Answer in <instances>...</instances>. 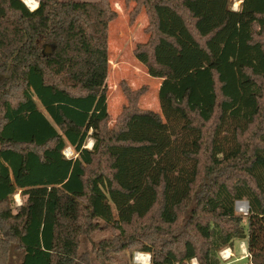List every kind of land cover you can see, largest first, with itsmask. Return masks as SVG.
Returning <instances> with one entry per match:
<instances>
[{"label": "trees", "instance_id": "trees-1", "mask_svg": "<svg viewBox=\"0 0 264 264\" xmlns=\"http://www.w3.org/2000/svg\"><path fill=\"white\" fill-rule=\"evenodd\" d=\"M125 1L162 112L122 81L110 127V0H0V264H264V0Z\"/></svg>", "mask_w": 264, "mask_h": 264}, {"label": "rangeland", "instance_id": "rangeland-1", "mask_svg": "<svg viewBox=\"0 0 264 264\" xmlns=\"http://www.w3.org/2000/svg\"><path fill=\"white\" fill-rule=\"evenodd\" d=\"M37 1L38 7L39 0ZM241 2L242 0H231V7L236 10L240 9ZM110 4L111 7L117 12V17L113 21H111L108 30L109 74L107 77L106 85L107 105L110 113L109 125L111 127L114 125L117 116L121 113L124 105L127 103V98L123 93L121 86L122 81H126L127 84L135 90L142 87L145 88V92L139 99V106L141 108L150 109L159 113L162 112V108L159 99V86L161 83V79L149 75V73L147 72V68L142 65L134 56V50L136 46L140 43L146 42L149 38V34L145 32V27L149 22L148 16L143 9L139 13L136 20L134 22H131V11L135 7V2H126L125 0H110ZM93 143L94 140L92 138H89L85 144V147L92 148ZM64 154H66V156L68 157H75L76 153L73 148L68 146L64 150ZM14 200L17 205L21 204L23 201L19 193H16L14 195ZM236 212L238 214L246 216L248 214V209L246 211L239 210L236 206ZM83 247L84 249L91 251L93 242L90 240H86ZM228 248L231 249L232 255L227 259H223L221 256V251ZM221 251L219 253V256L221 258L222 264H252L247 249L246 240H236L233 247H225ZM138 253H144L145 255L148 254L150 256L148 263L151 264V254L139 251L134 252L131 264H144V262L141 263L140 261H138V259H136ZM194 262L199 264L196 258L186 262L185 264H193Z\"/></svg>", "mask_w": 264, "mask_h": 264}, {"label": "bare ground", "instance_id": "bare-ground-1", "mask_svg": "<svg viewBox=\"0 0 264 264\" xmlns=\"http://www.w3.org/2000/svg\"><path fill=\"white\" fill-rule=\"evenodd\" d=\"M24 2L29 6V8H31V9H34V8H36L37 7V4H38V1L37 0H24ZM90 145H91V143H90ZM89 145V146H90ZM18 195V194H17ZM237 208L239 209V210H244V211H246L248 208H247V204L246 203H244V202H239L238 204H237ZM137 259H138V261H140L141 263H143L144 262V264H149L148 262H149V259H150V256L148 255V254H144V253H139V254H137ZM193 264H197L196 262H194Z\"/></svg>", "mask_w": 264, "mask_h": 264}, {"label": "water", "instance_id": "water-1", "mask_svg": "<svg viewBox=\"0 0 264 264\" xmlns=\"http://www.w3.org/2000/svg\"><path fill=\"white\" fill-rule=\"evenodd\" d=\"M25 3V2H24ZM53 50H54V48H53V46H51L50 44H46L45 45V48H44V53L45 54H50V53H52L53 52ZM240 202H244V203H246L247 204V208H248V210H249V203H248V201H240ZM239 203V201L237 202V204ZM237 206V205H236Z\"/></svg>", "mask_w": 264, "mask_h": 264}, {"label": "built area", "instance_id": "built-area-1", "mask_svg": "<svg viewBox=\"0 0 264 264\" xmlns=\"http://www.w3.org/2000/svg\"><path fill=\"white\" fill-rule=\"evenodd\" d=\"M65 155H66V154H65ZM75 156H76V154H75ZM67 157H68V156H67ZM138 254H139V253H138ZM231 255H232V251H231L230 248L221 251V256H222L223 259H227V258H229ZM249 256H250V254H249ZM136 259H137V256H136Z\"/></svg>", "mask_w": 264, "mask_h": 264}]
</instances>
